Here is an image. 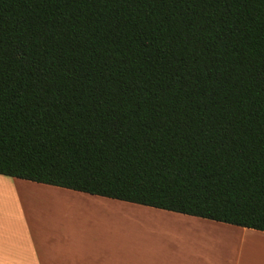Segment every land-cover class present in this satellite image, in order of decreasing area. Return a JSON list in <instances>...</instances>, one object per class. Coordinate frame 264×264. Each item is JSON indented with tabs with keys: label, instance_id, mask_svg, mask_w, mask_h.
<instances>
[{
	"label": "trees",
	"instance_id": "trees-1",
	"mask_svg": "<svg viewBox=\"0 0 264 264\" xmlns=\"http://www.w3.org/2000/svg\"><path fill=\"white\" fill-rule=\"evenodd\" d=\"M0 174L264 231V0H0Z\"/></svg>",
	"mask_w": 264,
	"mask_h": 264
},
{
	"label": "crops",
	"instance_id": "crops-1",
	"mask_svg": "<svg viewBox=\"0 0 264 264\" xmlns=\"http://www.w3.org/2000/svg\"><path fill=\"white\" fill-rule=\"evenodd\" d=\"M21 194L40 200L29 211ZM120 201L0 174V264H158V257L167 264H264L263 230ZM81 206L144 213L135 263L105 259L104 245L88 232L89 221L74 215ZM161 219L166 225L151 224Z\"/></svg>",
	"mask_w": 264,
	"mask_h": 264
},
{
	"label": "rangeland",
	"instance_id": "rangeland-1",
	"mask_svg": "<svg viewBox=\"0 0 264 264\" xmlns=\"http://www.w3.org/2000/svg\"><path fill=\"white\" fill-rule=\"evenodd\" d=\"M26 195V194H25ZM21 194L20 198L25 205L29 208V211L31 210L30 207L32 204H34L36 201L40 200L37 198L35 201L33 199H28L27 196ZM31 198H34V196H30ZM124 202V201H120ZM123 204V203H121ZM139 206H143L140 204H136ZM98 207V206H97ZM137 208V207H136ZM77 212L74 214L77 216L76 218L80 219V221L87 219L89 223L86 221V224L90 227L89 231L91 234L97 235V243H101L104 245L105 250H106V258L107 260L111 261H129V262H136L137 258V253H136V248H137V232L139 234L143 233L142 235L144 236V231L142 230L141 223L139 219L144 218V213H127L125 209L120 210V208H114L111 210H108L107 207L104 209V211H99L98 208H88L86 210L83 206L76 208ZM11 211V210H10ZM28 211V209H27ZM28 211V212H29ZM69 211V210H67ZM76 211V210H72ZM38 213H42L41 210L38 211ZM89 213V217L86 218L87 214ZM65 214H68L65 211ZM104 216H100V215ZM143 217V218H142ZM164 219L155 220L154 223L151 224H156V227H160V225H166ZM83 222V221H82ZM87 230V227L85 228ZM105 232V233H103ZM147 240V239H146ZM157 242L160 240V238L156 239ZM152 241V239H151ZM139 242L142 244L145 242L142 238L139 239ZM151 260V259H149ZM158 264H167L166 260H160V258H156L155 260ZM245 264L244 262H242ZM249 262H246V264Z\"/></svg>",
	"mask_w": 264,
	"mask_h": 264
}]
</instances>
